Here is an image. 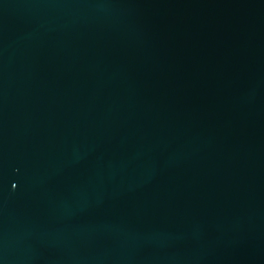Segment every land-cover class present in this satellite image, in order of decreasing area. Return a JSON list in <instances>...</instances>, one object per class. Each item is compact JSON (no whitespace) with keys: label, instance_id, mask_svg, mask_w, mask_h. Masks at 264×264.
Instances as JSON below:
<instances>
[{"label":"water","instance_id":"95a60500","mask_svg":"<svg viewBox=\"0 0 264 264\" xmlns=\"http://www.w3.org/2000/svg\"><path fill=\"white\" fill-rule=\"evenodd\" d=\"M0 264H264V0H0Z\"/></svg>","mask_w":264,"mask_h":264}]
</instances>
